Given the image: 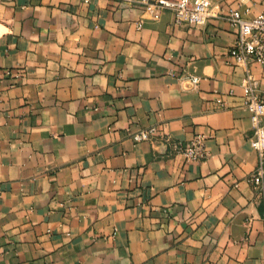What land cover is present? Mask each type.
Wrapping results in <instances>:
<instances>
[{
    "label": "crops",
    "instance_id": "0c3cea01",
    "mask_svg": "<svg viewBox=\"0 0 264 264\" xmlns=\"http://www.w3.org/2000/svg\"><path fill=\"white\" fill-rule=\"evenodd\" d=\"M211 1L178 27L155 0H0V264H264L226 19L264 0ZM196 134L187 163L167 139Z\"/></svg>",
    "mask_w": 264,
    "mask_h": 264
},
{
    "label": "built area",
    "instance_id": "2783aa9c",
    "mask_svg": "<svg viewBox=\"0 0 264 264\" xmlns=\"http://www.w3.org/2000/svg\"><path fill=\"white\" fill-rule=\"evenodd\" d=\"M152 4L156 8L170 10L174 24L178 27H204L217 7L212 5L211 0H155ZM154 18H158L157 12ZM226 19L236 35L227 56L234 64L244 67V76L240 81L241 105L249 114L251 128L248 141L257 155V163L249 181L264 207V89L260 88L259 80L250 69L251 63H257L264 71V7L250 17L238 8H230ZM137 26L140 27L141 22ZM198 81L197 77L190 79L192 84ZM228 94L232 96L233 90L230 89ZM215 102L223 104L220 96ZM157 133L158 127L154 125L135 130L131 138L134 142L150 141ZM167 140L171 151L181 154L187 163L204 161L208 155L203 134H196L187 142Z\"/></svg>",
    "mask_w": 264,
    "mask_h": 264
}]
</instances>
